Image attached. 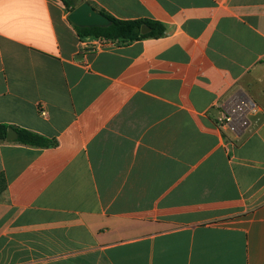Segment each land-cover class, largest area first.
Segmentation results:
<instances>
[{
    "label": "crops",
    "instance_id": "1",
    "mask_svg": "<svg viewBox=\"0 0 264 264\" xmlns=\"http://www.w3.org/2000/svg\"><path fill=\"white\" fill-rule=\"evenodd\" d=\"M81 1L166 34L0 0V124L57 141H0V264H264V0Z\"/></svg>",
    "mask_w": 264,
    "mask_h": 264
},
{
    "label": "trees",
    "instance_id": "2",
    "mask_svg": "<svg viewBox=\"0 0 264 264\" xmlns=\"http://www.w3.org/2000/svg\"><path fill=\"white\" fill-rule=\"evenodd\" d=\"M68 12H72L79 5L82 4L81 0H61ZM111 21L112 25L109 27H94V28H78L75 27L79 36L82 39H100L106 41H118L123 44H129L135 41L144 39H159L166 34V27L157 21L151 20H119L104 11H101ZM143 26H148L150 31L142 34ZM12 128L17 131L18 139L16 142L37 147L49 148L57 145L56 140H50L42 135L31 132L29 130L12 127L9 125L0 124V141H8L7 135L9 129Z\"/></svg>",
    "mask_w": 264,
    "mask_h": 264
},
{
    "label": "water",
    "instance_id": "3",
    "mask_svg": "<svg viewBox=\"0 0 264 264\" xmlns=\"http://www.w3.org/2000/svg\"><path fill=\"white\" fill-rule=\"evenodd\" d=\"M70 22L78 28H94V27H109L112 21L103 13L96 10L91 4L85 2L74 9L68 16ZM150 31L148 26L142 27V34ZM18 133L10 128L7 135L8 141H16Z\"/></svg>",
    "mask_w": 264,
    "mask_h": 264
},
{
    "label": "built area",
    "instance_id": "4",
    "mask_svg": "<svg viewBox=\"0 0 264 264\" xmlns=\"http://www.w3.org/2000/svg\"><path fill=\"white\" fill-rule=\"evenodd\" d=\"M106 41V40H104ZM109 42V41H107ZM101 45H98V47ZM97 47V48H98ZM251 103L249 101H241L232 109L230 113L223 115L219 119L222 125H226L232 132L242 130L248 123V114L251 111ZM44 113V112H42Z\"/></svg>",
    "mask_w": 264,
    "mask_h": 264
}]
</instances>
